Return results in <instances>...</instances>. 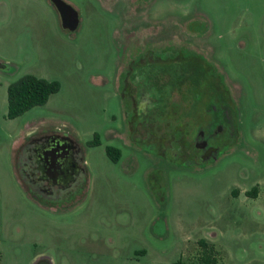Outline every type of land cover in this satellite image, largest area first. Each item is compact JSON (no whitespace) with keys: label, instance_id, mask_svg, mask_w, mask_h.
<instances>
[{"label":"rangeland","instance_id":"rangeland-1","mask_svg":"<svg viewBox=\"0 0 264 264\" xmlns=\"http://www.w3.org/2000/svg\"><path fill=\"white\" fill-rule=\"evenodd\" d=\"M64 1L74 31L51 0H0L1 264H264V0ZM180 67L188 82H170ZM25 74L60 88L8 119ZM220 92L232 124L197 165L192 139ZM54 130L85 174L46 201L25 188L18 148Z\"/></svg>","mask_w":264,"mask_h":264},{"label":"flooded vegetation","instance_id":"flooded-vegetation-1","mask_svg":"<svg viewBox=\"0 0 264 264\" xmlns=\"http://www.w3.org/2000/svg\"><path fill=\"white\" fill-rule=\"evenodd\" d=\"M188 72L184 73L180 67L176 72H170L169 81L187 83L191 76ZM218 96V106L210 107L218 116L213 118L207 129H198L192 139L196 152L194 163L197 165L215 157L218 148L210 144L211 139L223 133L224 125L232 124V112L225 103L224 92L218 93ZM147 102L143 100L140 106L147 107ZM19 150L17 165L20 166L25 188L37 199L51 201L68 195L85 174L81 149L68 135L50 133L31 136ZM35 264L50 263L41 258Z\"/></svg>","mask_w":264,"mask_h":264},{"label":"trees","instance_id":"trees-1","mask_svg":"<svg viewBox=\"0 0 264 264\" xmlns=\"http://www.w3.org/2000/svg\"><path fill=\"white\" fill-rule=\"evenodd\" d=\"M59 88L60 85L55 80H48L33 74L21 76L7 87V118L14 119L33 107L44 105ZM90 144H99L97 136L90 141ZM106 152L115 161L119 157V151L113 147H107ZM200 244L206 246L205 242ZM207 261L209 260L207 259Z\"/></svg>","mask_w":264,"mask_h":264},{"label":"water","instance_id":"water-1","mask_svg":"<svg viewBox=\"0 0 264 264\" xmlns=\"http://www.w3.org/2000/svg\"><path fill=\"white\" fill-rule=\"evenodd\" d=\"M51 2L59 14L62 27L70 31L76 30L79 26L80 18L75 7L64 0H51ZM3 67L4 65L0 62V68Z\"/></svg>","mask_w":264,"mask_h":264},{"label":"crops","instance_id":"crops-1","mask_svg":"<svg viewBox=\"0 0 264 264\" xmlns=\"http://www.w3.org/2000/svg\"><path fill=\"white\" fill-rule=\"evenodd\" d=\"M80 23V22H79ZM51 133H54V134H60V135H66V133L65 132H63V131H56V130H54V131H52ZM44 134H50V133H44ZM44 134H41V135H44ZM31 136H34V133H29V134H26L24 137V140H26L27 138H29V137H31ZM24 140L23 141H21V143H20V147L22 146V144L24 143ZM19 147V148H20ZM19 148H18V150H19Z\"/></svg>","mask_w":264,"mask_h":264}]
</instances>
